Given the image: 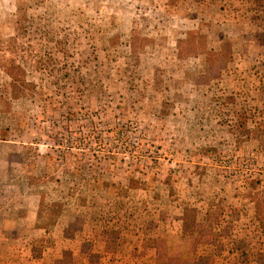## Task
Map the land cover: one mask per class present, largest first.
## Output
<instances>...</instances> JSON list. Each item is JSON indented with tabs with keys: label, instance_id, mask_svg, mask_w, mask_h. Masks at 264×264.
Here are the masks:
<instances>
[{
	"label": "rangeland",
	"instance_id": "obj_1",
	"mask_svg": "<svg viewBox=\"0 0 264 264\" xmlns=\"http://www.w3.org/2000/svg\"><path fill=\"white\" fill-rule=\"evenodd\" d=\"M187 257L264 264V0H0V264Z\"/></svg>",
	"mask_w": 264,
	"mask_h": 264
},
{
	"label": "trees",
	"instance_id": "obj_2",
	"mask_svg": "<svg viewBox=\"0 0 264 264\" xmlns=\"http://www.w3.org/2000/svg\"><path fill=\"white\" fill-rule=\"evenodd\" d=\"M179 263L180 264H183V263H185V264H197L196 261H195V258H190V257H187L186 260H182L181 259Z\"/></svg>",
	"mask_w": 264,
	"mask_h": 264
}]
</instances>
